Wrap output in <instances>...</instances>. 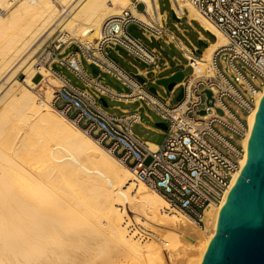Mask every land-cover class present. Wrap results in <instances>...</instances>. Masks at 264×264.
Returning a JSON list of instances; mask_svg holds the SVG:
<instances>
[{"label": "bare ground", "instance_id": "6f19581e", "mask_svg": "<svg viewBox=\"0 0 264 264\" xmlns=\"http://www.w3.org/2000/svg\"><path fill=\"white\" fill-rule=\"evenodd\" d=\"M137 1L143 11L131 0H0V264H201L245 164L264 85L246 115L239 168L221 201L206 209L203 226L81 128L56 133L38 126L41 112L60 119L47 103L63 83L42 61L31 70L43 45L57 31L64 41L97 35L124 8L150 27L161 23L158 0ZM172 1L177 16L187 6L188 16L214 36L191 81L214 74V52L227 36L188 0ZM36 71L42 77L33 82ZM31 115L38 116L34 125L10 133L14 121Z\"/></svg>", "mask_w": 264, "mask_h": 264}, {"label": "built area", "instance_id": "2783aa9c", "mask_svg": "<svg viewBox=\"0 0 264 264\" xmlns=\"http://www.w3.org/2000/svg\"><path fill=\"white\" fill-rule=\"evenodd\" d=\"M131 1L137 8L139 1ZM188 1L228 38V44L214 52V74L191 81L195 63L203 60V51L190 49L185 56L191 72L173 87H183L182 98L172 102L157 89L152 91L146 73L157 64L159 52L147 47L139 32L133 33L129 26L134 24L153 35L159 33L158 28L146 25L135 18L131 9L124 8L106 18L97 35L64 41L57 34L47 42L48 64L66 67L82 85L57 74L63 83L47 104L60 119L41 112L38 126L56 133H64L71 126L81 128L173 207L202 225L206 209L221 201L239 168L246 115L264 85V0ZM169 2L177 16L173 1ZM4 10L0 3V12ZM183 10L188 12L187 6ZM72 44L75 48L67 51ZM121 51L144 63V71L131 73L124 68L113 55ZM103 73L121 81L126 89L117 90L105 83ZM206 90L211 91L210 96ZM107 96L138 102L139 106L134 111L114 114L101 103ZM140 106L154 111L167 125L155 148L132 129L139 119ZM37 118L31 115L17 119L10 133L20 134ZM148 155L152 159L146 164Z\"/></svg>", "mask_w": 264, "mask_h": 264}, {"label": "water", "instance_id": "95a60500", "mask_svg": "<svg viewBox=\"0 0 264 264\" xmlns=\"http://www.w3.org/2000/svg\"><path fill=\"white\" fill-rule=\"evenodd\" d=\"M174 18H178L172 11ZM135 27L134 24L129 29ZM213 36V35H212ZM207 41L198 40L197 52ZM95 73L98 70L92 67ZM141 81L143 77L136 74ZM184 72L178 70L168 77L157 80L167 91L181 81ZM152 91H156L151 86ZM211 95L210 90H206ZM183 96V87L177 100ZM103 105L107 106L103 99ZM204 112V111H202ZM165 129L164 121L157 123ZM201 264H264V95L259 104L252 126L246 161L222 206L215 231Z\"/></svg>", "mask_w": 264, "mask_h": 264}, {"label": "crops", "instance_id": "0c3cea01", "mask_svg": "<svg viewBox=\"0 0 264 264\" xmlns=\"http://www.w3.org/2000/svg\"><path fill=\"white\" fill-rule=\"evenodd\" d=\"M139 5H142V7L141 8L137 7V10L143 11L144 10V8H143L144 3L139 1ZM167 5H168V7H167ZM158 9H159V12L161 14V23H157L156 21H153V20H152V23L154 24V26L156 28H158L159 33H155V35L147 33V32L144 33L140 29V27H137L136 25H135V27H133L136 29L135 33L139 32V37H140L141 41L147 47L155 48L159 52L157 64L153 65L152 67H149L148 71L146 73V77H147L149 85H154L155 83H157L158 79L163 78V77H168L178 70H182L184 72V76H188L190 74V72L185 73V69L189 68L190 66L188 65V62H187L185 55L187 54L188 50H190V49L197 50V48H198V44H196L195 42H193L191 40L190 34L191 33L196 34L197 42L199 39H202L204 41H207V43L209 41H211L210 36H212V34L209 31H207L206 29H204L196 19L189 17L187 11H185L182 15L178 16L177 19L174 18L172 15L173 9L171 7L169 0H158ZM212 37L214 38V36H212ZM146 40L157 41V42L162 43L164 46H168V47H171V48H174V49L180 51L184 60L182 61V60L178 59L175 55H172L171 59L169 60L167 57H165L161 54V50L159 48L154 47V46H148L145 42ZM74 47H75V45H74ZM204 48H205V46H204ZM203 49L201 48L202 51H203ZM115 54L119 57H122L123 60L125 61V56L121 52L119 54H117V53H115ZM132 57L135 58L134 56H132ZM116 59H117V57H116ZM171 60L174 62V65H172ZM129 62H130V60H129ZM121 65L125 68V66L123 64H121ZM173 66H176V67L174 69H172ZM47 67H49L51 70H53L56 74H62L70 80H71V78H70L69 74L74 76L77 79V77L72 72H70L66 67L59 65L58 63H52V64L49 63V64H47ZM144 68H145V65L143 67H137L136 71H138V70L144 71ZM64 70H66V71H64ZM166 71H169V72L166 73ZM67 73H69V74H67ZM106 76L112 78L116 83L107 81ZM41 77H42V73L40 71H36L32 76V81L36 82ZM101 78L103 79V81H105V83L109 84L110 86H112L113 88H115L117 90L125 89V86L123 85V83L121 81L117 80L116 78H114L113 76H111L109 74L103 73V74H101ZM181 81H183V79ZM181 81H179L177 83H180ZM159 85L167 92V94H164V95H167L168 97H170L172 102L178 101L177 98L174 99L175 98L174 93H175V90L180 88L181 86H178L176 88H172L170 91H167V88L163 84H159ZM158 91L160 92V90H158ZM161 94H163V93H161ZM103 98H104V100H105V98H109L114 103H116V104L112 105V108L118 109L120 112L119 113L112 112L114 114H120V113H122L123 110L134 111L139 106V103H138L137 107H135L134 109H129L125 106H121L120 103L125 105L128 103H136V102H129V101L120 100V99H113V98H110L108 96L103 97ZM141 107H143V106H140L138 109L139 119L134 123V125L137 123H140V124L144 125L145 127L151 129L154 132L164 134L162 131L163 128L160 127L158 124L156 126H153V125L143 123L142 113L140 112ZM144 115H148L150 117V115L148 114V112L146 110L144 111ZM158 117L163 121V119L160 116H158ZM142 140H144L146 142H152L154 144L160 143V142L156 143L151 139H142Z\"/></svg>", "mask_w": 264, "mask_h": 264}, {"label": "rangeland", "instance_id": "374dc122", "mask_svg": "<svg viewBox=\"0 0 264 264\" xmlns=\"http://www.w3.org/2000/svg\"><path fill=\"white\" fill-rule=\"evenodd\" d=\"M142 7V5H139L138 6V8H141ZM167 7H168V5H167ZM133 33H135L136 32V29L135 28H132V30H131ZM59 33V31H57L56 33H55V35L54 36H56L57 34ZM53 36V37H54ZM52 37V38H53ZM190 37H191V40L193 41V42H195L196 44H198V42H197V37H196V34H194V33H191L190 34ZM51 38V39H52ZM51 39H49L47 42H49ZM214 38L212 37V36H210V40H213ZM47 42L43 45V47L40 49V51L37 53V55L39 56V58H38V61H37V63L31 68V70H33L34 69V67L35 66H37V65H40L39 64V62L40 61H42V62H44V64H45V66H47V64H48V58H44V54H45V52H47ZM146 42V44L148 45V46H154V47H157V48H159L160 50H161V54L163 55V56H165V57H167L169 60L171 59V56L172 55H175L178 59H180V60H184V58H183V56H182V54H181V52L180 51H178V50H176V49H174V48H171V47H168V46H164L162 43H160V42H157V41H148V40H146L145 41ZM63 46L64 45H62V47H60V48H58V50H61L62 48H63ZM72 48H75L74 47V44H72L69 48H67V51L68 50H70V49H72ZM201 48L203 49L204 48V46L202 45L201 46ZM57 51V50H56ZM121 53L125 56V61L123 60V58L122 57H119V56H117L115 53H113L114 54V56H116L117 57V59H118V61L121 63V64H123L124 66H125V68L129 71V72H131V73H134L135 71H136V68L137 67H143L144 66V64L141 62V61H139V60H137L136 58H133L131 55H129V54H127L125 51H121ZM129 60H130V62H129ZM171 62H172V65H174V62L171 60ZM176 66H173L172 67V69H174ZM64 71H66V70H64ZM169 71H166V73H168ZM189 72H191V68L189 67V68H186L185 69V73H189ZM67 74H69V73H67ZM26 76V74L23 72V71H20L19 73H18V78L19 79H23L24 77ZM69 76H70V78H71V80H72V82L73 83H75V84H78V85H82V83L78 80V79H76L74 76H72V75H70L69 74ZM38 78V77H37ZM106 78H107V81H109V82H113V83H116L112 78H110V77H108V76H106ZM150 86H154L157 90H160V92L161 93H163V94H167V92L159 85V84H157V83H155L154 85H150ZM126 89V88H125ZM179 91H180V88H178V89H176L175 90V93H174V96H175V98L174 99H176V96H177V94L179 93ZM105 101L107 102V106H106V108L109 110V111H111V112H115V113H119L120 111L118 110V109H114V108H112V105L113 104H116V103H114L111 99H109V98H105ZM102 104H103V102H101ZM120 105L121 106H125V107H127V108H129V109H134L135 107H137V105H138V102H136V103H128V104H125V105H123V104H121L120 103ZM147 111L148 112V114L150 115V117L148 116V115H144V111ZM140 112L142 113V121H143V123L144 124H149V125H153V126H156L157 125V123L158 122H161L162 120L155 114V112L154 111H152V110H150V109H148L146 106H143V107H141L140 108ZM133 131L136 133V134H138V136H140L142 139H151V140H153L154 142H161L162 141V139H163V137H164V134H162V133H158V132H154V131H152L151 129H149V128H147V127H145L144 125H142V124H140V123H137V124H135L134 126H133ZM151 156H147L146 158H145V160H144V162L147 164V163H149L150 161H151ZM131 213V212H130ZM132 215V214H131ZM204 224H202V226H203Z\"/></svg>", "mask_w": 264, "mask_h": 264}]
</instances>
